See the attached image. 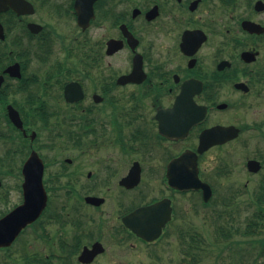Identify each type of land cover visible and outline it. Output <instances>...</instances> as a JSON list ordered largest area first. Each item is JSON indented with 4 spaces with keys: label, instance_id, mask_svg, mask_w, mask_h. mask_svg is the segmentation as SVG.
<instances>
[{
    "label": "flooded vegetation",
    "instance_id": "flooded-vegetation-1",
    "mask_svg": "<svg viewBox=\"0 0 264 264\" xmlns=\"http://www.w3.org/2000/svg\"><path fill=\"white\" fill-rule=\"evenodd\" d=\"M26 1L0 0V220L24 202L34 153L47 200L0 264H224L227 249L253 246L216 255L193 221L218 193L201 161L237 139L200 152L201 134L241 136L217 115L264 95V31L243 27L264 26L258 0L246 15L243 0ZM194 109H205L195 123ZM219 158L214 177L228 172Z\"/></svg>",
    "mask_w": 264,
    "mask_h": 264
},
{
    "label": "rangeland",
    "instance_id": "rangeland-1",
    "mask_svg": "<svg viewBox=\"0 0 264 264\" xmlns=\"http://www.w3.org/2000/svg\"><path fill=\"white\" fill-rule=\"evenodd\" d=\"M242 7L241 13L246 15L245 0H243ZM256 18L264 21V13H258ZM261 38H264V35ZM259 46L264 48V44H259ZM262 96L263 98L259 101L250 98L247 107L234 110L230 108L227 112L217 115L218 120L243 125L245 131L235 141L223 146L221 150H211L201 161L207 176L212 178L213 185L217 187L216 192L218 193L214 192L210 205L201 209V216L204 214V218L198 215L194 217V232L199 239H202V242L204 238L205 244H210L216 255H220L218 252L220 249L215 246L222 243L243 245V248L253 245L243 253L242 251L235 253V259H231L234 255L232 250L227 249L225 260L223 259L224 264H236L240 254L246 257L244 261L247 264L251 260L257 264H264V202L260 203L259 199L258 204L255 202L256 192L264 193V95ZM256 126L260 128L254 129ZM221 153L226 158L227 167L225 169L228 172L222 174V177H214L212 175L214 170L219 173L220 169H224L223 166L220 169L216 167L220 164L219 155ZM250 157H257L263 162V168L258 174H250L246 168L247 158ZM232 192H235L236 196L232 198L227 209L228 213L232 214V218L226 215L225 218L220 219L222 216L219 217V211L222 208L220 204L223 196L228 199ZM207 225H209L210 238L206 237L209 234ZM220 226L226 228V235L222 234ZM211 260L217 259L212 258Z\"/></svg>",
    "mask_w": 264,
    "mask_h": 264
},
{
    "label": "water",
    "instance_id": "water-1",
    "mask_svg": "<svg viewBox=\"0 0 264 264\" xmlns=\"http://www.w3.org/2000/svg\"><path fill=\"white\" fill-rule=\"evenodd\" d=\"M15 2L12 3L14 5ZM91 3V1H90ZM18 5H28L26 0H18ZM258 10L264 9V3L258 1L256 4ZM244 28L252 32H262L264 27L258 23L251 21L243 22ZM248 54L247 52L244 53ZM177 111L180 110L178 106ZM180 111H178L179 113ZM177 113V114H178ZM182 115V114H181ZM205 115V109H194L190 115L192 122L199 121ZM183 116V115H182ZM191 122V123H192ZM239 129L234 126L217 125L205 130L201 134L199 151L202 152L210 146L218 143H224L230 139L237 137ZM196 156V155H195ZM261 163L258 160L251 159L248 161V167L252 171L261 169ZM23 173L24 180V202L8 213L2 220H0V246L9 245L13 239L20 233V231L31 221L38 217L44 208L47 200L46 190L43 185V162L37 153L32 154L24 164ZM194 187H203L208 189V197L211 194V188L208 184L203 183L197 174V167L195 172ZM140 235L146 238H154L155 236L145 235V228L143 226H133ZM145 232V233H144Z\"/></svg>",
    "mask_w": 264,
    "mask_h": 264
},
{
    "label": "trees",
    "instance_id": "trees-1",
    "mask_svg": "<svg viewBox=\"0 0 264 264\" xmlns=\"http://www.w3.org/2000/svg\"><path fill=\"white\" fill-rule=\"evenodd\" d=\"M259 201H260V203H262L264 201V196L260 195L259 196Z\"/></svg>",
    "mask_w": 264,
    "mask_h": 264
}]
</instances>
